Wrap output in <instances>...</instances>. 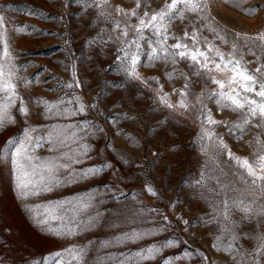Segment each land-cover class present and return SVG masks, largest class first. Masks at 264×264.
Here are the masks:
<instances>
[{"label":"snow or ice","instance_id":"6c2138e0","mask_svg":"<svg viewBox=\"0 0 264 264\" xmlns=\"http://www.w3.org/2000/svg\"><path fill=\"white\" fill-rule=\"evenodd\" d=\"M246 2L56 0L57 15L0 5V130L17 126L0 150V176L27 221L61 244L35 252L4 224L0 264H217L216 253L220 264H264V15L248 29L220 11L264 13ZM15 13L55 20L60 32L18 23ZM67 17L87 22L81 50L102 74L88 100L90 75L82 76ZM30 34L64 41L66 80L31 72L36 54L17 50V37ZM144 67L160 75L145 77ZM49 83L54 94L33 99V86ZM185 131L198 167L176 180L182 165L171 161L182 154L171 137ZM94 158L100 163L88 164ZM194 204L201 214L189 218ZM104 229V239L88 235Z\"/></svg>","mask_w":264,"mask_h":264},{"label":"rangeland","instance_id":"374dc122","mask_svg":"<svg viewBox=\"0 0 264 264\" xmlns=\"http://www.w3.org/2000/svg\"><path fill=\"white\" fill-rule=\"evenodd\" d=\"M133 0H109L110 4L113 5H131ZM4 3H11L13 5L18 6L22 11L26 10L27 6L35 7L38 11L43 12L45 14L57 15L58 11L55 7L56 0H0V5ZM257 4L264 5V0H247L244 3L245 8H249L255 6ZM14 11V10H13ZM220 11L223 15L228 18L234 19L240 24L248 29L260 26V17L264 15V13H257L254 18H248L246 15H243L239 11L232 10L231 7L221 4ZM18 16L19 22H26L27 24L33 25L37 29H44L45 32H60V28L55 25L57 22L55 20H47L40 16L36 18H28L20 13H15ZM66 23L68 29L73 33L71 36V40L73 41L72 47L80 60L81 73L82 76L84 74H89L90 79L88 80V84L86 86V91L84 95V99L88 100L92 98V95L95 92L101 90L102 87V74L100 77H97L95 74L91 73V66L86 59L88 54V50H81V45L85 42L86 37V24L87 22H81L77 17H67ZM63 35L67 36V32H64ZM17 50L22 53H35L36 55H32L29 59L33 62L34 65L38 67H32L31 72L36 73L41 68L48 69L49 73L54 74L55 76H59L62 80H66L68 78V74L65 73L63 69V63L65 62V45L64 41L58 39L56 36H34L32 34L17 37ZM108 60H111V56H108ZM140 71L145 77L149 76H158L160 75V71L153 68L144 67L141 68ZM115 75V74H113ZM41 78H45V74L41 73ZM113 77L109 76L108 79L111 80ZM101 81V83H97V81ZM179 87V83L176 84ZM54 87V83L44 84L40 86H33V99L35 97H44L50 98L54 93H50L47 91L48 88ZM171 85L166 86V90H170ZM91 90L90 92L88 90ZM110 95V93H109ZM175 99V98H173ZM39 111L38 108L33 106V123H40V120L36 117V113ZM17 132V126H9L4 130H0V150H2L6 139ZM190 133L188 131L185 132H177L171 137V141L179 146L182 155L173 156L172 157V166L175 167L177 163L182 165L181 172L176 174L175 179L179 180L180 175L183 174L184 170L191 169L192 174L195 175L196 169L198 167L197 155L194 152V145L190 144ZM115 147L121 148L123 147V141L117 140L115 141ZM130 149V146H129ZM105 162L107 161V156L103 155L101 157ZM100 163V160H96L95 158L88 162V164ZM85 165H80L79 167H86ZM209 169L211 170V161L209 160ZM100 182V178L97 177L94 181H86L79 185H74L70 190H62L64 195L71 194L72 191L83 192L86 191L90 187H94L96 183ZM171 195V194H170ZM146 203L151 204L152 201H146ZM112 202L109 201V205ZM199 204L193 205V212L190 214L189 218H195L200 215L199 212ZM240 213H236L234 219L239 217ZM4 224L12 227L19 233L20 238L26 240L31 247V249L35 252H45L57 250L61 244L60 242H55L54 238L48 237L41 231L35 229L25 218L24 214L20 210V206L15 201L12 192L9 189V182L7 178V173L5 172L2 176H0V228L3 227ZM246 230L251 231L253 227H255V217L251 224L247 221ZM195 231V229H194ZM90 238L104 239L108 235V230H97L94 234H88ZM156 239H160L159 237ZM86 243V240H84ZM154 242L151 238L140 242L141 244H148ZM209 243L208 240L204 241V244L207 245ZM133 249L136 245L130 246ZM171 251V250H169ZM220 253H216L213 259H217V264H220L218 257Z\"/></svg>","mask_w":264,"mask_h":264}]
</instances>
